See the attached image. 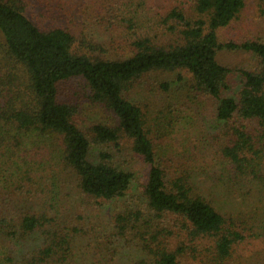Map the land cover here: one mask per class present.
Segmentation results:
<instances>
[{
	"label": "trees",
	"instance_id": "1",
	"mask_svg": "<svg viewBox=\"0 0 264 264\" xmlns=\"http://www.w3.org/2000/svg\"><path fill=\"white\" fill-rule=\"evenodd\" d=\"M36 1L71 28H42L25 12L31 0H0L4 49L23 73L17 92L0 89V145L28 146L13 154L18 161L2 154L0 172L28 154L49 165L41 176L27 163L7 173L5 187L16 179L9 192L0 183V264H108L119 247L137 249L132 264H226L237 248L264 241V221L253 226L264 210V39L219 37L246 0H167L159 15L147 0L106 1L78 33L77 0ZM92 23L109 35L104 42ZM223 50L250 53L256 63L237 70L235 91V69L218 59ZM167 73L175 78L146 87ZM75 80L85 93L65 99L63 87ZM154 92L160 107L151 123L142 95ZM210 103L211 118L187 134L176 157L159 150V137L196 126ZM85 104L106 118L82 124ZM125 143L149 166L141 184L116 157ZM201 153L219 164L211 194H233L228 209L193 185L189 170ZM199 167L213 170L211 162Z\"/></svg>",
	"mask_w": 264,
	"mask_h": 264
},
{
	"label": "rangeland",
	"instance_id": "2",
	"mask_svg": "<svg viewBox=\"0 0 264 264\" xmlns=\"http://www.w3.org/2000/svg\"><path fill=\"white\" fill-rule=\"evenodd\" d=\"M106 1H110V3L119 1V0H77V3L74 8V22H73V29L76 33H78V27L81 24V22L85 18H89V20L92 21V17L98 10L99 6L105 3ZM123 1H130V0H123ZM141 2L143 0H134L133 2ZM167 3V0H147V5L149 9H152L153 13L157 12V15L163 12L164 8L163 6ZM162 11V12H161ZM26 14L33 19L37 24H39L42 28H50L54 26H61V27H69L68 22L63 21L58 14L57 10L55 8L46 7L45 5L40 4L36 0H31L30 4L28 5L26 9ZM93 22V21H92ZM95 33L96 38H103V42L107 39L108 36H104L102 34V30L94 25V23L91 24ZM219 37L221 42L226 41H241L245 40L247 38L251 39H264V0H246V5L242 12L239 14V16L232 21V23L224 28L221 29L219 32ZM4 37L3 34L0 31V89L4 91V96H7L8 94H12V92H17L19 88L21 87V83L23 82V73L18 68L17 64L14 63L7 55V52L4 49ZM219 61L226 66H229L230 68L235 69L234 76H231V84H232V90L235 91L240 85H241V78L239 74L237 73V70L239 69H254L256 63L253 59L252 55L250 53L241 52V51H228L223 50L218 55ZM175 73H167V74H155L154 82H152L151 79H147L146 83L149 86H146L147 88L156 87L157 82H161L164 80H171L175 78ZM63 90H66V93H69V95L63 96L65 99H70V97L73 96L74 92L81 91V93H85L86 88L83 84H81L80 81L75 80L73 82H70L69 85L66 87H63ZM140 90V89H139ZM139 90L138 94H139ZM145 92V90H144ZM142 98L143 100L148 104L147 109L149 111V116L151 118V123H154L153 120V114H157V110L160 107V97L159 95L154 93H144ZM2 95L0 96V98ZM142 100V99H141ZM203 112V118L201 115L199 117L198 124L194 126V123L192 122L190 125L186 124L185 126L177 125L176 129L171 135V138L167 139L166 137H159L158 140V148L161 152L164 154H171L176 157L175 152L176 151H182L186 143H183V140L189 136H196L199 133L202 132L204 129L205 121L209 120L211 118V115L214 111L213 104H208L207 106L203 107L201 109ZM107 115L104 114V112L101 110L98 106H92L90 104H85L82 108V114L80 117V121L83 122L82 124H87L90 121H98L100 119H105ZM5 131L4 123H0V135ZM156 134V133H155ZM188 134V135H187ZM157 140V139H156ZM11 146L7 145H0V158L2 154H5L6 156L13 155L16 152H19L21 150H25L27 147H22L21 149L15 148L13 146L12 141H10ZM11 148V150H10ZM9 149V150H7ZM6 151H10L6 152ZM207 154L210 152L206 151ZM204 154H199L197 158L198 163H193V167L196 170H189V172L192 174V181L193 185L195 186V189L202 194L211 197L213 200L220 201V203L223 205L224 209H228L231 205H229V201H226L228 198L233 199V194H223L218 195L212 192L211 185H216V183H213V173L219 168V164L214 163L210 156H205L206 161H204ZM27 162L19 161L18 167L14 166L11 167V170H9L7 173H12L15 171L17 173V170H26L30 166H26L25 164L33 165L37 169V171L41 175H46L49 172V165L40 163L35 164L34 160L29 158V154L26 155ZM117 159L121 162L122 166L128 169L130 172H133L135 176L137 177L138 183L139 182H145L149 170V166L146 165L141 159L134 157L131 151L129 150V146L125 143L124 149L121 153L116 154ZM13 160L18 161L17 155H13ZM3 159H0V165L2 164ZM207 162H211L212 169L213 170H201L199 167L200 165L207 164ZM9 167L10 165H6ZM2 166L1 168H3ZM0 168V169H1ZM17 169V170H16ZM6 173V174H7ZM0 172V178L2 176L4 177L3 180H1V185H3L2 190H6V192L11 191V187L13 184L11 181L16 182V179L11 178V180L8 182L9 187H5L7 182H4L5 175ZM68 174H65L61 176L62 183L66 181L67 185L73 186L74 179L71 177V180L67 178ZM37 179V178H36ZM38 180V179H37ZM206 181L208 183H206ZM137 182V181H136ZM141 184V183H139ZM46 189L51 190L50 184H46ZM215 188V187H214ZM219 188V187H217ZM5 192V191H4ZM211 194V195H210ZM236 197V196H235ZM234 197V198H235ZM41 201H38L39 203ZM223 202V203H222ZM235 204V203H234ZM262 220L253 226L255 228H259L260 224L264 221V210L262 212ZM88 243V241L83 240L80 241L79 245H85ZM95 248V244L91 246V249ZM86 248L84 249V251ZM138 257V252L135 247H119L118 253L116 256H114L113 262H110L108 264H132L133 261ZM226 264H264V241L262 239H257L255 242L250 244L249 246H242L241 248H237V250L234 252L232 257L227 261Z\"/></svg>",
	"mask_w": 264,
	"mask_h": 264
}]
</instances>
